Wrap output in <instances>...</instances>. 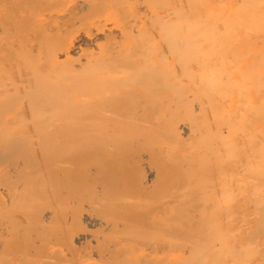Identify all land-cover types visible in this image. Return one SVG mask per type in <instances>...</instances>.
<instances>
[{"label": "bare ground", "instance_id": "bare-ground-1", "mask_svg": "<svg viewBox=\"0 0 264 264\" xmlns=\"http://www.w3.org/2000/svg\"><path fill=\"white\" fill-rule=\"evenodd\" d=\"M0 264H264V0H0Z\"/></svg>", "mask_w": 264, "mask_h": 264}]
</instances>
